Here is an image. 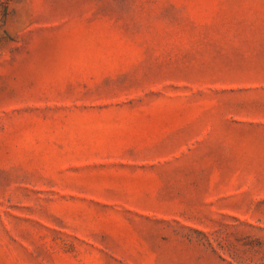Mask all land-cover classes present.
<instances>
[{
    "label": "rangeland",
    "instance_id": "obj_1",
    "mask_svg": "<svg viewBox=\"0 0 264 264\" xmlns=\"http://www.w3.org/2000/svg\"><path fill=\"white\" fill-rule=\"evenodd\" d=\"M0 264H264V0H0Z\"/></svg>",
    "mask_w": 264,
    "mask_h": 264
}]
</instances>
